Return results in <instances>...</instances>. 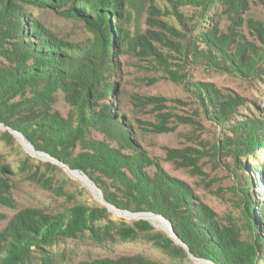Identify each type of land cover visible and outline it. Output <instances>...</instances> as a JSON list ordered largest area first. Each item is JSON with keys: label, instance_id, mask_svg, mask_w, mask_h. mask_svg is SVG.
<instances>
[{"label": "trees", "instance_id": "1", "mask_svg": "<svg viewBox=\"0 0 264 264\" xmlns=\"http://www.w3.org/2000/svg\"><path fill=\"white\" fill-rule=\"evenodd\" d=\"M51 1L0 0V122L23 133L38 151L86 173L105 199L118 208L165 217L194 257L216 264H264V199L260 202L252 198L251 178L240 176L244 179V216L249 231L243 238L218 222L214 211L188 183L170 176L152 159L134 139L129 122L116 115L114 105L105 102L116 95L118 49L127 44L148 52L150 47L161 57L151 39L163 42V38L156 32H150L151 39L146 34L131 39L117 36L121 28L111 20L119 15L118 0H72L75 5L64 15L83 17L90 35L68 47L45 34L29 11V7ZM195 1L205 10L222 5L233 21L228 33L220 32L218 27L201 32L197 40L205 47L194 45L197 54L203 55L210 66L241 76L255 75L264 60V23L250 19L248 27L255 40L237 29L249 0ZM257 1L264 8V0ZM195 86L204 109L221 125L236 117L238 108L245 105L244 98L237 94L216 98L207 85ZM61 99L71 107L67 115L55 108ZM93 129L102 133L103 139L92 137ZM228 129L231 134L225 137L223 146L241 170L244 164L240 167L238 158L264 147V115L237 119ZM8 168L5 165L2 170ZM259 177V182H264V169ZM107 179L115 181L122 194L110 190ZM10 188L0 177V204L12 205ZM108 210L107 206L87 205L60 215L23 210L0 229V264H50L39 258L49 247L87 232L93 239L105 240L117 235L125 240L137 239L143 234L162 250L187 253L182 246H175L171 237L157 232L149 221L118 223L109 218ZM4 218L0 213V220ZM80 264L159 263L143 255H121Z\"/></svg>", "mask_w": 264, "mask_h": 264}, {"label": "rangeland", "instance_id": "2", "mask_svg": "<svg viewBox=\"0 0 264 264\" xmlns=\"http://www.w3.org/2000/svg\"><path fill=\"white\" fill-rule=\"evenodd\" d=\"M118 1L119 15L111 20L121 28L117 36L131 39L134 35L146 34L151 39L150 32H156L163 42L153 39L151 42L162 55H156L150 47L148 52L127 44L118 49L114 77L116 95L105 102L114 105L116 115L129 122L134 139L152 159L170 176L188 183L214 211L218 222L245 238L249 231L244 216V179L240 176L251 178V196L261 202L264 182H259V176L264 169V147L240 156L238 164L240 167L244 164V168L238 170L223 142L231 134L228 128H232L237 119L263 118L264 60L255 75L241 76L210 66L203 55L197 54L194 45H199L200 49L205 47L197 40L201 32L212 27H218L223 33L229 32L233 21L220 4L205 10L195 0ZM58 2L52 0L29 7V11L45 34L47 32L61 44L73 47L71 43L84 40L90 31L85 27L83 17L64 15L75 1ZM242 16L237 29L249 40H255L248 25L250 19L264 23L263 6L257 0H249V8ZM195 84L207 85L216 98L227 93L237 94L244 98L245 105L238 108L236 117L221 125L211 119L210 111L207 113L204 109ZM55 108L64 115L71 109L62 99ZM0 123L4 126L0 128V177L11 187L13 200L12 205L0 204V213L5 216L0 220V229L17 213L27 209L60 215L78 205L106 206L62 164L33 155L6 124ZM91 134L98 139L104 137L95 129ZM171 150L178 152L173 154ZM5 165L9 168L3 171ZM107 181L110 190L122 194L115 181ZM108 211L109 218L118 223L147 220ZM149 222L157 232L170 237V226L167 231ZM174 244L182 246L175 240ZM170 250H162L143 234L137 239L125 240L117 235L105 240L93 239L87 232L63 239L39 258L50 264H80L98 257L121 255H143L159 264H209L211 261L194 257L187 250V256L181 250ZM210 264L216 263L211 261Z\"/></svg>", "mask_w": 264, "mask_h": 264}, {"label": "bare ground", "instance_id": "3", "mask_svg": "<svg viewBox=\"0 0 264 264\" xmlns=\"http://www.w3.org/2000/svg\"><path fill=\"white\" fill-rule=\"evenodd\" d=\"M3 127H4L3 125H0V128H3ZM15 135H17V137L23 143V145L26 147V149L30 153H32L33 155L40 157L42 159H45V160H52L53 162H56V160L52 159L50 156L45 155L42 152H36L35 150H33V148L26 142V140L21 135H19L17 133H15ZM67 170L72 177L82 181L85 184V186H87L97 196V198L104 203L102 195L99 193L98 189L95 187L93 181L89 177H87L85 174H83L84 172L81 173L80 171H77V170H74L71 168H69ZM110 210H113L114 212H116L120 215H126L129 217L145 218V219L151 221L152 223H154L156 226H158L162 229H166L167 231L169 230V225L166 222V220H164L161 216L154 214L153 212H143V213L133 214L130 212H123V211L115 210L113 207H110Z\"/></svg>", "mask_w": 264, "mask_h": 264}, {"label": "water", "instance_id": "4", "mask_svg": "<svg viewBox=\"0 0 264 264\" xmlns=\"http://www.w3.org/2000/svg\"><path fill=\"white\" fill-rule=\"evenodd\" d=\"M0 125H3V124H1L0 123ZM11 131H13V132H15V133H17V134H19V135H21L25 140H26V142L33 148V150H35L36 152H42L43 154H45V155H48V156H50L47 152H44V151H38L37 149H36V147L25 137V135L23 134V133H21L20 131H17V130H15V129H13V128H10V127H8ZM51 157V156H50ZM51 158H53V157H51ZM54 160H56V162L58 163V164H62L66 169H69L70 167L67 165V164H65V163H63V162H61L59 159H56V158H53ZM85 174V173H84ZM87 177H89L87 174H85ZM94 183V182H93ZM94 185H95V187L98 189V191H99V193L102 195V198H103V200H104V203L106 204V206L108 207V209L110 210V207H113L115 210H119V211H123V212H130V213H133V214H137V213H143V212H131V211H129V210H122V209H120V208H118L117 206H115V205H113L112 203H110V202H108L106 199H105V197H104V195H103V192H102V190L94 183ZM154 214H156V213H154ZM156 215H159V214H156ZM159 216H161V215H159ZM164 220H166L167 222H168V224H169V226L171 227V234H170V237L173 239V240H175V241H177V242H179L184 248H186V250L188 251V253L189 254H191L192 255V253L190 252V250H189V248H188V246L179 238V236L175 233V230H174V228H173V226H172V224H171V222L169 221V220H167L165 217H163V216H161ZM193 256V255H192ZM210 263H211V261H209ZM209 263V264H210Z\"/></svg>", "mask_w": 264, "mask_h": 264}]
</instances>
